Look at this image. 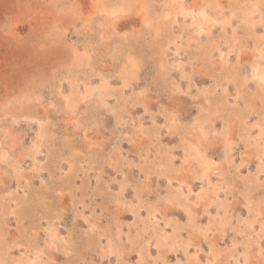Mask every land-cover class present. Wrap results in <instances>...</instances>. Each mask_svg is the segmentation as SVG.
Here are the masks:
<instances>
[{
	"label": "rangeland",
	"instance_id": "374dc122",
	"mask_svg": "<svg viewBox=\"0 0 264 264\" xmlns=\"http://www.w3.org/2000/svg\"><path fill=\"white\" fill-rule=\"evenodd\" d=\"M0 264H264V0H0Z\"/></svg>",
	"mask_w": 264,
	"mask_h": 264
},
{
	"label": "bare ground",
	"instance_id": "6f19581e",
	"mask_svg": "<svg viewBox=\"0 0 264 264\" xmlns=\"http://www.w3.org/2000/svg\"><path fill=\"white\" fill-rule=\"evenodd\" d=\"M203 29V28H202Z\"/></svg>",
	"mask_w": 264,
	"mask_h": 264
}]
</instances>
